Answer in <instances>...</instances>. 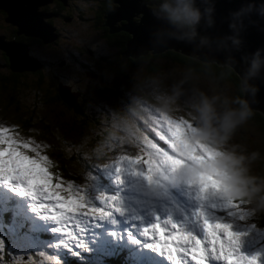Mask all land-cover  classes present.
Returning a JSON list of instances; mask_svg holds the SVG:
<instances>
[{
  "label": "rangeland",
  "instance_id": "obj_1",
  "mask_svg": "<svg viewBox=\"0 0 264 264\" xmlns=\"http://www.w3.org/2000/svg\"><path fill=\"white\" fill-rule=\"evenodd\" d=\"M73 2L76 12V6L82 5L80 7L88 14L93 5L84 4L82 0ZM83 23L76 21V35H71L73 42L92 38ZM86 45L90 43L78 42V50L83 54ZM39 51L35 49V53ZM45 54H50L49 58L54 60V52ZM53 67L63 78L67 70L58 65ZM182 68L178 66L153 77L161 86H150L151 90H157L159 104L144 107V125H138V114L130 113L121 99L112 96L113 92L98 89L101 83L88 76L89 80L79 86L82 100L89 99L95 111L100 113L102 124L99 126H103L100 133H107L91 152L90 149L86 151L88 139L83 135L80 140V135L68 132L66 127L69 126L60 125L61 130L54 131V109L37 106L34 112L31 110L29 102H33L38 93L8 94L20 83H0V109L7 103L14 108L23 105L17 113L0 110V264H108L113 246L119 249L124 244V232L129 228L133 229L136 243L141 238L143 244H152L144 230L157 223L169 232L179 230L204 241L205 222L227 226L233 236L239 237V254L250 259L255 257L256 264H264V225L256 220L260 219L258 212L264 208V200L252 193L254 196L249 194L248 198L238 185L245 180L255 185L261 173V168L257 169L259 166L244 152L250 147L245 144L242 150L237 148V143L253 138L254 130L250 123L243 121L237 126V134L226 139L215 137L213 131H221L222 120L212 121L213 112L219 109L218 103H212L215 98L227 102L231 99L232 89L227 85L219 87L206 77L187 76ZM76 72L82 76L78 70ZM0 73L5 76L8 70L1 66ZM146 74L139 75L138 79ZM32 80L29 75L22 81ZM47 80L44 75L43 83L35 88L42 92ZM108 82L113 86L120 85L116 79H108ZM120 86L127 88L125 84ZM12 96L16 100L11 102ZM29 116L36 118L32 127L25 130L22 125ZM41 118L46 119V127ZM196 122L203 126L199 128ZM145 127L148 134L141 133ZM172 139L179 143L180 151L172 148ZM70 143L80 146L83 151H77L85 153L88 161L84 170L64 156L66 163L61 167L58 155L64 153L69 157L70 150L66 145ZM17 157L25 163L37 161L38 166L42 165L52 176L54 184L82 197L86 207L103 209L106 215L81 218L76 230L78 239H67L56 230L59 224L51 221L49 225L48 220H43L51 217L40 210V201L21 195L18 191L20 182L11 181L15 179L11 174L12 160ZM137 159L141 162L132 163ZM175 159H181L179 166L171 163ZM95 160L97 167L93 170L91 165ZM149 161L153 165L152 178L146 179ZM238 161L239 169L235 167ZM244 197L248 199L242 201ZM26 218L33 223L27 224ZM40 220L43 222L37 224ZM186 247L190 249L191 245ZM205 248L204 264H226L210 245L205 244ZM148 249L146 253H153L152 264H194L190 252L169 256L153 247Z\"/></svg>",
  "mask_w": 264,
  "mask_h": 264
},
{
  "label": "trees",
  "instance_id": "obj_2",
  "mask_svg": "<svg viewBox=\"0 0 264 264\" xmlns=\"http://www.w3.org/2000/svg\"><path fill=\"white\" fill-rule=\"evenodd\" d=\"M82 1L84 4L91 3L95 5L94 8H92L93 6L92 5L90 9H88L89 14L82 10V8L80 7L82 5L76 6V9L78 7L77 9L78 13L74 10L75 8L73 6L69 7L68 9H62L60 12L62 14L68 13V15L72 16L73 18L76 16L77 20L84 22L83 23L84 27L85 25L96 27L98 22L102 24V22L104 21L103 15L115 5L113 3V0H95L94 3L91 2L92 0H82ZM146 1L155 2L157 4V8L165 12L168 17H169V13L163 9V6L165 4L169 5L170 7L176 6V2L173 0H146ZM134 20L137 19L134 18ZM48 22H52V21L48 19ZM176 25L185 28L189 27L187 25H179V24ZM12 34L13 31H11L9 35L12 36ZM9 35L5 36V39L9 41H13V39H9L10 38ZM124 35L125 38L122 40V43L120 45L121 50L119 52L120 53L119 56L117 58H111V60H114L116 63L121 61L122 59L121 53L125 50L126 41L131 36L128 35L127 33H124ZM18 37L19 36H17V34H14L15 40L18 39ZM35 55L37 57L33 55L32 56L37 58L38 61H40V64H42V68L36 71L24 70L22 72H18L10 69L9 57L8 56L5 57V55L0 52V67L3 66L5 68L8 63L7 68H5L8 70V74L2 76V74L0 73V83L3 84L9 81H15L20 83V86L18 88L11 90L10 92H8V94H11V92L38 93L39 96L36 99L33 98V102H29V106L31 107V110L34 112L37 106H40L43 109H51V108L54 109V113L52 114L53 116H55V120L53 121L52 124L54 125L53 126L54 131L55 129L61 130L60 125H64L65 127L69 126L66 127L68 129V132L76 133L77 135H80V140H81V136L83 135L88 139L89 143L87 144L86 151H88L89 149H90L89 152L93 151L96 147L100 145L99 142H101L103 138H105V135L107 134L106 133L104 135L103 134L104 132L100 133L103 128V126H99L102 124L99 118L100 113H97L95 111L94 107L89 103V99L83 98L82 100L83 95H82V91H80L79 88L74 89L71 88L70 85L65 84V80L61 77L59 70H53L54 68L53 66L57 65L55 64L56 61H50L47 58L39 56L38 54ZM5 62L6 64H4ZM178 66L183 67L182 69L185 72L184 74L187 76H190L192 78L206 77L219 87H221L222 85H227L232 89L231 99H229L230 101L227 100V102H225V100L220 98L214 99V102L212 104L218 103L219 109L217 111L215 109V111L213 112V116H212L213 122L215 123H218V121L220 122L224 117L225 113L233 110L236 111L237 115L232 118L235 120L239 119L238 112L241 110L242 106L236 101L238 99L243 100L244 92L246 88L242 87L241 79L235 73V71L228 65H220L216 62H210L206 64L200 63L197 60L190 58L189 56L179 53L172 49H167L161 53H156V54H152L150 52L146 55H142L136 58L129 57L126 59L123 65L116 66L115 69L111 70L112 71L111 76L109 74H102V76L92 80L101 83L98 89H102L105 92L107 91L113 92L111 93L112 96L121 99L126 104L125 108L128 109L130 113L134 115L138 114L137 116V118H139L138 125H144V118L146 117L144 107L152 106L153 103L159 104L158 101L156 100V97H158L157 90L154 91L151 90L150 86L153 85L154 87L156 86L158 88H161V86L158 82H156L153 79V77L159 76L157 74H163L164 72H168L170 69L175 70ZM74 67L76 68V70H78V73L80 72V74H82V76L79 77L80 85L83 83V81L89 80L86 74V70L83 67L79 66V68H77L75 65ZM139 69H143L142 72H139ZM45 71H47L46 74ZM52 72H54V74H52ZM145 73L147 74L143 75L141 79H138L139 75ZM180 73L183 74V72ZM29 75H32L33 78L31 82L22 81L23 79H25L26 76ZM44 75L47 76L48 80L46 82V87L41 92V90L38 91L35 87L37 84L43 83ZM63 77L65 76L63 75ZM108 79H116L117 81L120 82V85L125 84L126 85L125 87L127 88L123 89L124 87H121L120 85L118 86L110 85ZM63 87H70L71 92H77L79 94L77 97V101L73 106H70L62 99L60 95V90ZM9 100L12 102L15 101L16 99L14 98V96H12ZM23 100L25 102L27 101V99H23ZM22 106L21 104H18L16 108H14L10 103H7L6 106L4 105L2 106V109H4L5 113H9V112L17 113L18 111H20ZM99 107L108 111L105 108V106L102 104H99ZM251 113L252 114L247 119H245L244 122L247 121L248 123L251 124L252 129L254 130L253 138L247 142L237 143L239 147L236 146L237 148L241 149L243 145L245 144L248 145L250 149L245 150L244 152L248 155V157L252 161H254L259 166L257 169L261 168V173L259 174L258 180L255 182V185L249 184L247 180H245L243 184L241 183L238 184L240 185V188H243V192L247 193L248 198H249V194L251 195V193L255 194V196L264 197V114L261 111L254 109H251ZM119 115L121 114L119 113ZM35 118L33 116L27 117L24 120L25 125H22L23 126L22 128L27 130V128L29 129L30 127H32ZM41 121L43 122L44 127L48 125L45 118H41ZM196 123L199 128L203 126V124L200 122H196ZM206 124L208 125L209 123ZM237 126H239V123L236 125L234 129L229 126L226 130H221L220 132L213 131L214 136L218 138L226 139L228 136L232 134H237L238 132ZM208 129H206L205 131H207ZM141 133L148 134L149 131L145 127L143 128ZM66 147L70 150L69 157H67L66 154L64 153H59L60 155H58V157L61 158L59 160V163L60 165L61 164L63 165L61 167H64L66 163L64 157H66V159H68L71 164H74L76 167L77 165H79L84 170V168L87 166L88 160L84 152H79V151H83L81 147L78 145H74L72 143L67 144ZM96 162L97 160L93 161L91 165L92 166L91 168L93 170H96L97 167ZM227 162L228 164H230L229 161ZM235 167H238L237 169L240 168L239 161ZM248 198L244 197L242 201H246ZM258 213L260 214L259 216L260 219H256V220L258 221L259 224L264 225V208L262 207ZM27 230H29V228H27ZM41 237L42 234L40 235V238ZM124 237L126 238V240L124 241V244L120 246L119 249L113 246L112 256L108 259V264H133V263L152 264L151 262L152 257L150 253L145 252V251H149L148 249L149 244H143L141 238H139V242L136 243L134 241L135 235L133 234L132 228L125 230Z\"/></svg>",
  "mask_w": 264,
  "mask_h": 264
},
{
  "label": "water",
  "instance_id": "obj_3",
  "mask_svg": "<svg viewBox=\"0 0 264 264\" xmlns=\"http://www.w3.org/2000/svg\"><path fill=\"white\" fill-rule=\"evenodd\" d=\"M49 1L0 0V9L6 13V22L16 26L19 34L35 36L43 43H49L55 34L44 18L50 14L38 10ZM186 2L198 10L200 19L197 24L185 28L174 24L155 2L113 0L115 5L103 15L104 21L100 26L108 27L109 34L124 31L131 35L116 66L123 65L129 57L146 55L149 50L156 54L167 49L203 64L216 62L228 65L240 77L242 87L246 88L243 100L248 108L264 114V0ZM0 49L9 57L13 71L42 68L40 61L29 55L22 43L6 41L0 36ZM254 62L256 68H253ZM60 95L73 106L79 94L71 92L70 87H63Z\"/></svg>",
  "mask_w": 264,
  "mask_h": 264
},
{
  "label": "snow or ice",
  "instance_id": "obj_4",
  "mask_svg": "<svg viewBox=\"0 0 264 264\" xmlns=\"http://www.w3.org/2000/svg\"><path fill=\"white\" fill-rule=\"evenodd\" d=\"M172 148L180 151V145L172 139ZM19 161V163H17ZM137 159L132 163H140ZM174 166H179L181 159L172 160ZM148 179L152 175V163L149 161ZM11 174L15 177L11 181H19L18 191L23 196H30L33 200L40 201V210L47 213L52 221L59 224L56 230L62 232L67 239L76 241L78 239L76 230L79 227L81 218L88 216L106 215L100 208H88L83 203L82 197L76 193L66 190L60 184L52 182V176L48 171L43 170V166H38L37 161L25 163L17 157L12 160ZM9 181V182H11ZM203 183V182H202ZM67 193V194H65ZM173 229L176 228L172 225ZM205 240L201 241L194 236L183 233L179 230L169 232L159 223L153 225L151 229H145L144 234L153 241L149 247L167 253L169 256H176L179 253L188 254L194 264H204L207 249L205 244L211 246L213 252H218L219 257L223 258L226 264H256L257 258H248L239 254V237L233 236L227 226L220 224L204 223ZM227 233V235H222ZM191 245L190 249L186 246ZM67 246V245H65Z\"/></svg>",
  "mask_w": 264,
  "mask_h": 264
},
{
  "label": "flooded vegetation",
  "instance_id": "obj_5",
  "mask_svg": "<svg viewBox=\"0 0 264 264\" xmlns=\"http://www.w3.org/2000/svg\"><path fill=\"white\" fill-rule=\"evenodd\" d=\"M73 5V0H66L65 2H62L61 0H51L39 6V11L50 14L49 17L44 18L45 22L53 27V33L55 34L54 39L49 43H43L41 39L35 36L24 34L19 35L16 29L17 27L6 22V13L2 9H0V36H2L4 40L9 41L5 39V36L13 31L12 36L9 35V39H13V41L25 45L29 55L36 56L35 54H38L50 61H56L55 64L62 67V69L67 70L64 75L65 77H63L65 84L70 85L71 88L78 89L80 86L79 77L81 76L76 74L77 72L74 64L83 67L86 70L87 77L91 76L93 79L102 76V74H109L111 76V70L115 69L117 64L114 60H111V58H117L119 56L121 50L120 45L125 38L124 33L126 32L118 31L109 34L108 27L104 25L100 26V22H98L96 27L86 25L85 27L90 31L92 38L89 40L78 41H88L90 43V45L84 46V54L81 53L80 50H78V42H73L71 40L72 33L76 35L77 30L75 25L76 21L79 20H77L76 16L73 18L68 15V13L62 14L60 12L62 9H68ZM48 19L52 22H48ZM71 27L73 28L72 30L70 29ZM14 34L19 36L18 39H14ZM64 37L66 38V41H62ZM35 49H40L41 51L35 53ZM50 51L55 53L54 60L49 58L51 57L50 54H48L49 56H46V54L43 55L44 52ZM0 52L7 57L4 51L0 50ZM80 56H82V58H80ZM4 64H6V62ZM7 66L5 68H7Z\"/></svg>",
  "mask_w": 264,
  "mask_h": 264
},
{
  "label": "clouds",
  "instance_id": "obj_6",
  "mask_svg": "<svg viewBox=\"0 0 264 264\" xmlns=\"http://www.w3.org/2000/svg\"><path fill=\"white\" fill-rule=\"evenodd\" d=\"M163 9L169 13V19L174 24L192 27L193 25L197 24L200 19L198 10H195L190 3L186 2V0H176L175 7H170L169 5L165 4ZM193 35H195V32H193ZM256 67L257 64L254 62L253 68ZM236 102L242 106L241 110L238 112L239 119L232 120V117L237 115L235 110L225 113L221 121V130H226L229 126L234 129L238 123L243 122L252 114L251 109L248 108L246 101L238 99ZM145 178L148 179L147 176ZM261 199L264 200V197Z\"/></svg>",
  "mask_w": 264,
  "mask_h": 264
}]
</instances>
